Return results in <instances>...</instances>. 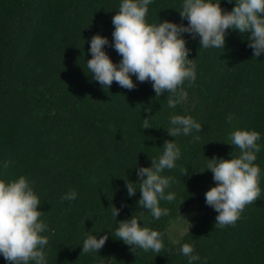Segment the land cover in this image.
<instances>
[{"label":"trees","instance_id":"obj_1","mask_svg":"<svg viewBox=\"0 0 264 264\" xmlns=\"http://www.w3.org/2000/svg\"><path fill=\"white\" fill-rule=\"evenodd\" d=\"M120 3L0 0V179L25 176L41 201L47 264H189L179 251L185 243L200 257L193 264H264V54L253 57L250 33L239 30L226 31L224 49H205L199 36L182 33L196 79L191 86L185 81L187 99L175 108L168 107L169 93L156 96L150 81L139 82L134 75L132 90L115 81L103 88L86 66L90 40L96 34L106 37L104 51L114 64L120 62L111 46L112 17ZM182 3L152 0L146 22L187 26L179 14ZM234 6L235 0H220L224 11ZM173 115L191 116L201 132L170 136ZM144 119L152 128H143ZM237 129L261 135L255 161L261 195L234 226L221 228L214 226L218 213L205 203V192L216 186L207 165L213 157L239 155L229 139ZM166 140L181 154L175 168L161 173L173 178L165 193L175 199L161 200L168 214L154 219L137 203V168L151 167ZM125 179L137 188L131 197ZM71 191L77 193L74 201L61 199ZM112 206L120 209L115 219ZM132 216L141 227L162 234L160 253L131 248L115 236L119 221ZM181 216L191 227L172 242L167 230ZM89 235L108 236L98 253L81 252ZM0 264H8L2 254Z\"/></svg>","mask_w":264,"mask_h":264},{"label":"clouds","instance_id":"obj_2","mask_svg":"<svg viewBox=\"0 0 264 264\" xmlns=\"http://www.w3.org/2000/svg\"><path fill=\"white\" fill-rule=\"evenodd\" d=\"M151 3L152 0H121L119 11L112 17L111 46L121 56L118 64H114L104 51L108 39L99 34L92 36L91 59L87 60L86 66L92 79L103 88L108 89L115 81L120 87L132 90L136 87L131 79L134 75L139 82L150 81L156 96L169 93L168 107L175 108L187 99L182 87L185 81L191 86L196 79L194 59H188L190 49L186 47L182 33H190L193 38L199 36L200 47L205 49H224L226 31L239 30L241 34L250 33L247 40L248 47L253 49V57L264 54V0H235L230 12L220 7V0H183L179 14L182 19H187V26L167 20L147 23ZM232 120L229 115L227 121L231 123ZM169 123L171 127L167 132L172 137L187 136L193 130L201 132L202 129L191 116L173 115ZM143 128H152L147 119H144ZM229 139L230 145L239 149V155L227 160L213 157L208 159L207 165L216 186L205 192V203L218 213L214 226L221 228L234 226L245 207L253 205L261 195V169L255 163L257 153L261 151L260 133L237 129L230 132ZM180 155L177 144L166 140L162 155L158 160H151V167L137 168L141 194L137 203L150 211L154 219L168 214L167 209L159 206L161 200L171 202L175 199L174 193H165L174 182L173 178L161 173L175 168ZM182 174H188V170H182ZM125 180L127 194L131 197L137 188ZM76 198L77 193L71 191L61 199L74 201ZM39 205L41 201L25 176L8 182L0 179V254L8 264H47L43 249L48 238L41 233L48 226L40 219L43 211L38 210ZM119 212L120 209L112 206L114 219ZM115 236L131 248L155 253L164 249L162 234L141 227L133 216L119 221ZM107 239V235H101L99 239L89 235L83 241L81 252L98 253ZM179 251L189 257V264L200 259L191 244H183Z\"/></svg>","mask_w":264,"mask_h":264},{"label":"rangeland","instance_id":"obj_3","mask_svg":"<svg viewBox=\"0 0 264 264\" xmlns=\"http://www.w3.org/2000/svg\"><path fill=\"white\" fill-rule=\"evenodd\" d=\"M191 225L188 218H183L180 220H176L171 223L167 230L168 238L172 242H177L182 235H184L189 229Z\"/></svg>","mask_w":264,"mask_h":264}]
</instances>
